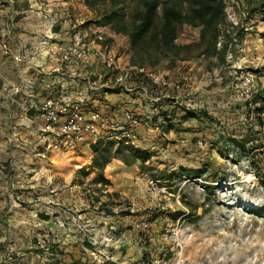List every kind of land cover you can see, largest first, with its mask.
Masks as SVG:
<instances>
[{"label":"rangeland","instance_id":"1","mask_svg":"<svg viewBox=\"0 0 264 264\" xmlns=\"http://www.w3.org/2000/svg\"><path fill=\"white\" fill-rule=\"evenodd\" d=\"M65 1L71 9L70 18L73 22L79 21L78 29L91 47L102 49L117 63L120 57L118 64L124 71L132 66L128 38L123 35L114 38L103 32L104 25L98 15L101 5L91 9L83 0ZM246 2L225 0L237 24L226 19L219 41L227 40L233 47L237 44L244 49L241 55L253 77L255 94L264 91V22L259 13H248ZM228 32L231 39L226 38ZM198 33V28L184 25L177 43H197ZM201 51L192 47L185 54V60L173 69L161 62L152 70L171 82L176 71L186 72L190 79L184 85L181 98L190 107L195 103L206 108L214 119L211 124L181 120V124L173 122L169 128L164 126L151 139L139 138L128 143L137 153L149 155L144 166L125 144L108 140L115 143L111 153L118 147L121 149L119 158L111 160L103 170L104 175L108 169V180L113 179V184L105 185L91 178V169L87 168H92V144L79 152L77 148L64 150V156L49 161L50 167L60 172L56 174L60 182L67 179V183L75 186L80 196L97 210L114 216L118 228L127 233L133 230L137 243L141 238L137 247L143 249V254L134 261L143 259L145 264H264V176H255L247 157L237 156L232 143L226 148L224 141H217H229L241 131L244 115L233 108L236 102L229 100L230 96L239 99L238 76L226 58L223 65H218L214 58H207ZM112 82L107 83L112 85ZM209 89L211 92L206 94ZM202 94L208 97L206 103ZM181 116L182 113H177L176 119L180 120ZM199 141L203 148L198 147ZM117 167L122 170L117 171ZM182 169H203L204 172L201 178H193L182 175ZM93 170L98 174L97 169ZM172 174L173 179H168ZM148 179L158 180L157 185L165 191L159 193L150 189ZM205 185L211 188L206 189ZM43 241L47 244L44 247ZM81 244L88 245L83 241L79 242ZM34 246L36 255H40L45 264L59 261L60 250L51 248L46 237H37ZM91 251L89 246L91 264H96ZM4 257L1 264L11 262L9 255Z\"/></svg>","mask_w":264,"mask_h":264},{"label":"crops","instance_id":"2","mask_svg":"<svg viewBox=\"0 0 264 264\" xmlns=\"http://www.w3.org/2000/svg\"><path fill=\"white\" fill-rule=\"evenodd\" d=\"M0 2L4 3L0 9V41L6 40L11 48L9 55L0 49V264L6 255L12 259L6 264H45L43 258L35 253L34 243L39 236L46 237L51 248L60 250L59 261L55 264H91L90 245L74 244L72 235L77 233L78 227L88 223L91 232L100 236L115 225L114 216L97 210L89 200L80 196L75 186L67 183V179L64 183L58 180L56 174L60 172L52 171L50 163L65 153L63 150H52L47 154L48 151L43 150L45 142L51 137L39 132V124L34 119L39 106L49 97L78 100L80 94L86 101L92 102V97L96 95L102 99H93L95 106L111 118H119L126 110L140 116L151 112L156 115L159 107L173 108L174 101L166 104L165 99L181 98L184 86L181 90L173 87L151 90L152 95L160 97L154 105L145 99L139 89L132 92L116 89V93L106 90L104 86L113 81V76L100 65L79 64L64 58L70 33L79 28V21L73 22L70 18L71 9L65 0ZM51 23H54L52 27ZM6 27H10L8 35ZM102 29L108 36H120L106 26ZM40 49L43 52L39 55ZM15 54H22L24 62L16 64L13 59ZM132 69L128 66L125 71L130 70L131 76L134 75L130 84L136 87L141 79ZM96 80L103 83L97 84ZM88 81L95 86L94 90L88 88ZM14 86L21 88L19 93H11L10 88ZM211 90H206V94ZM202 96L206 103L208 97ZM229 100L238 102L240 99L230 96ZM191 107L197 111L206 110L195 103ZM155 134L147 138L151 139ZM88 146L80 144L76 148L79 152ZM117 168L119 172L122 170ZM87 169H91V178H97L92 168ZM107 170L104 176L109 179ZM110 182L113 184L114 180ZM51 190L54 192L51 193ZM53 199L59 201V207L48 204ZM55 217L66 222L67 231L55 224ZM118 229L126 236L127 244L119 246L115 243L110 248L112 261L132 264L143 254V249L137 247L133 230L127 233ZM64 238L67 240L64 241Z\"/></svg>","mask_w":264,"mask_h":264},{"label":"trees","instance_id":"3","mask_svg":"<svg viewBox=\"0 0 264 264\" xmlns=\"http://www.w3.org/2000/svg\"><path fill=\"white\" fill-rule=\"evenodd\" d=\"M83 3L91 9L97 4L101 5L102 9L98 15L102 24L114 34L128 38L130 63L135 68L152 70L161 62H166L168 68L173 69L178 62L185 60V54L190 52L192 47L202 49L201 54L207 58H214L218 65L225 63L229 42L225 40L221 42L220 47H217L221 29L227 24L225 0H83ZM246 3L248 13L251 15L259 13L261 22H264V0H247ZM1 7L0 2V9ZM184 25L198 28L197 43H177L179 32ZM230 36L231 33L228 32L226 38L231 39ZM132 76L134 77L133 74ZM152 90L155 91V88ZM92 98L102 99L101 96L96 95ZM93 99L92 102L84 101L85 111H99ZM165 101L167 104L169 101L173 102V99H165ZM169 107L167 109L159 107L156 114V117L166 121L164 126L168 128L173 122L181 124V120L206 124H211L214 120L206 110L196 111L190 106L186 108L174 103L173 108ZM233 108L244 115L241 131L238 135H232L229 141H221V139L217 141H224L223 146L226 148L232 143L236 149L235 154L239 157H247L255 176L261 178V175L264 176V165H262L264 163V91H257L250 99L239 100ZM179 112L182 116L177 120ZM114 144L112 141L99 140L90 147L94 153L91 167L98 171L96 179L98 183L110 184V181L104 177L103 170L111 160L119 158L121 151L119 147L111 153ZM118 144L129 147L142 166L149 160V155L137 153L132 145L124 142ZM203 172V169H182L181 174L201 178ZM173 177V174L169 175L168 179L171 180ZM205 188L211 187L205 185Z\"/></svg>","mask_w":264,"mask_h":264},{"label":"built area","instance_id":"4","mask_svg":"<svg viewBox=\"0 0 264 264\" xmlns=\"http://www.w3.org/2000/svg\"><path fill=\"white\" fill-rule=\"evenodd\" d=\"M225 15L231 24H237L231 9L225 7ZM53 24L51 23V27ZM9 30L10 27L5 28L6 35L9 34ZM235 42L237 41L235 40ZM235 45L234 47L232 43L228 45L225 58L226 62L231 65L233 73L238 76L236 83L238 98L247 100L254 94L255 85L253 77L245 65L246 59L241 55L244 49L237 44ZM217 46L220 47L221 42H218ZM0 49L5 55L11 54V48L6 40L0 41ZM42 52L43 50L40 49L38 54L40 55ZM64 58L79 64L96 63L100 65L113 76L112 85L104 86L106 90L120 89L132 92L139 89L145 95V99L153 105L160 101V97L152 95L150 92L152 89L173 87L181 90L190 79L188 74L182 70L176 71L174 80L171 82L157 71L134 67L132 70L141 79V83L134 87L130 84L132 77L130 70H122L110 54L103 52L100 48L91 47L79 29L71 31L70 43L64 49ZM13 59L16 64H20L24 62L25 57L22 54H15ZM88 88L94 90L95 86L88 81ZM20 90V87L10 88L12 94H17ZM171 99L178 106L189 107L180 99L172 97ZM84 101V97L80 94L78 100H60L49 97L39 106L34 116L39 124V132L51 137L45 142V150H70L75 149L80 144H95L99 140L133 143L139 138L144 139L148 135L159 133L166 123L162 118L156 117L153 112L146 116H140L131 110L124 111L119 118L114 119L100 111H85L83 108ZM203 146V143L199 141L198 147L203 148ZM158 182V180L148 179L147 185L150 189L163 193L165 188L158 186ZM53 192L51 190V193ZM48 204L56 207L60 206L59 201L56 199L50 200ZM54 222L59 228L65 231L68 230L66 222L61 218L55 217ZM72 239L74 244H79L81 241L87 242L92 250V260L97 264H118L112 261V256L109 254L110 248L115 243L119 246L127 244L126 236L120 232L116 225H111L106 232L97 236L91 232L89 224L84 223L78 227L77 233L72 235ZM66 240L64 238V241ZM138 243L141 244V238L138 239ZM42 244L44 247L46 242L43 241ZM50 256H54L53 253H50ZM132 264H145V262L143 259H139L133 261Z\"/></svg>","mask_w":264,"mask_h":264}]
</instances>
